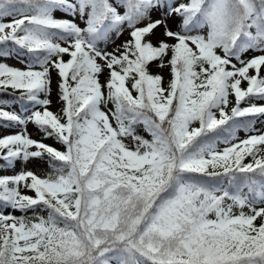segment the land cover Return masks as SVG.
<instances>
[{"label":"snow or ice","instance_id":"obj_1","mask_svg":"<svg viewBox=\"0 0 264 264\" xmlns=\"http://www.w3.org/2000/svg\"><path fill=\"white\" fill-rule=\"evenodd\" d=\"M0 96V264H264V0H0Z\"/></svg>","mask_w":264,"mask_h":264},{"label":"rangeland","instance_id":"obj_2","mask_svg":"<svg viewBox=\"0 0 264 264\" xmlns=\"http://www.w3.org/2000/svg\"><path fill=\"white\" fill-rule=\"evenodd\" d=\"M125 36H126V34H125ZM122 39H124V37H121V40ZM117 43H120V41H117ZM249 55H252V53H250ZM6 62L10 66H14V67H17V68H22L23 69L25 67V65L23 63H21V60L17 59L15 56H13L12 58L8 59ZM160 71L161 70L154 65L153 72H160ZM162 74L164 75L165 79H167L168 76H169L168 69L167 68L163 69ZM53 75H55V74H53ZM53 88H54V91H53L54 103H53L52 109L55 111L56 109L59 108V103L55 99V82L53 84ZM8 101H9L10 105H13V107H10L9 110H17V111H19L22 108V106H20L16 101L12 100V98L10 100H8ZM261 126H262L261 123H257L256 124L257 128H260ZM11 131H15V129H13ZM29 131L32 133L33 138H38L35 129L31 125H29ZM0 134H7V130H5L3 128H0ZM238 135L241 138H244L245 132L242 130V131H240L238 133ZM46 143L53 144L54 146L58 147V145H55V142L53 140H51V139L47 140ZM220 147H223V145H220ZM16 167L18 169L20 167V165L17 164ZM28 167L30 169H32V170H39V171H45L47 169V166L45 164H43V163H35V162L34 163H30L28 165ZM0 174H11V173L8 172V173H0Z\"/></svg>","mask_w":264,"mask_h":264},{"label":"trees","instance_id":"obj_3","mask_svg":"<svg viewBox=\"0 0 264 264\" xmlns=\"http://www.w3.org/2000/svg\"><path fill=\"white\" fill-rule=\"evenodd\" d=\"M153 68H154V65H153ZM152 70H153V69H152ZM2 99H7V100H10V99H11V97L0 96V100H2Z\"/></svg>","mask_w":264,"mask_h":264}]
</instances>
